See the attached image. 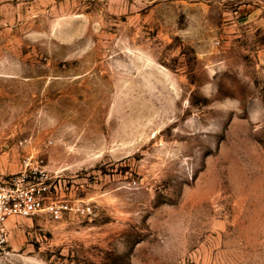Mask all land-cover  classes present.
Segmentation results:
<instances>
[{
	"label": "rangeland",
	"instance_id": "obj_1",
	"mask_svg": "<svg viewBox=\"0 0 264 264\" xmlns=\"http://www.w3.org/2000/svg\"><path fill=\"white\" fill-rule=\"evenodd\" d=\"M26 157L91 210L0 264H264V0H0V176Z\"/></svg>",
	"mask_w": 264,
	"mask_h": 264
},
{
	"label": "built area",
	"instance_id": "obj_2",
	"mask_svg": "<svg viewBox=\"0 0 264 264\" xmlns=\"http://www.w3.org/2000/svg\"><path fill=\"white\" fill-rule=\"evenodd\" d=\"M56 179L41 157H26L19 173L0 176V259L9 254L10 221L42 212L55 220L65 214L90 212L91 208L82 203L55 199L52 187Z\"/></svg>",
	"mask_w": 264,
	"mask_h": 264
}]
</instances>
